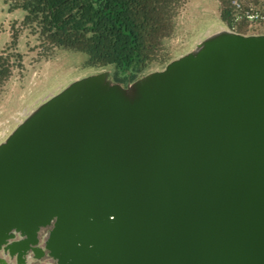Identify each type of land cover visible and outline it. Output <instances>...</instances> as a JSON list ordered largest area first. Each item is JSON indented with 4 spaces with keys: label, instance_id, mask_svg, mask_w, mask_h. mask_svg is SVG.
Instances as JSON below:
<instances>
[{
    "label": "water",
    "instance_id": "95a60500",
    "mask_svg": "<svg viewBox=\"0 0 264 264\" xmlns=\"http://www.w3.org/2000/svg\"><path fill=\"white\" fill-rule=\"evenodd\" d=\"M109 68L0 141V264H264V34L220 21L125 86Z\"/></svg>",
    "mask_w": 264,
    "mask_h": 264
},
{
    "label": "trees",
    "instance_id": "16d2710c",
    "mask_svg": "<svg viewBox=\"0 0 264 264\" xmlns=\"http://www.w3.org/2000/svg\"><path fill=\"white\" fill-rule=\"evenodd\" d=\"M218 0L220 21L248 35L245 11L264 13L263 0ZM189 0H14L11 10L26 15L20 30L39 42L43 57L55 50L83 53L85 68L112 67L111 79L127 85L172 58L165 46ZM19 30L13 29L11 44L0 54V91L13 71L22 67L17 52Z\"/></svg>",
    "mask_w": 264,
    "mask_h": 264
},
{
    "label": "rangeland",
    "instance_id": "374dc122",
    "mask_svg": "<svg viewBox=\"0 0 264 264\" xmlns=\"http://www.w3.org/2000/svg\"><path fill=\"white\" fill-rule=\"evenodd\" d=\"M13 1L0 0V54L10 46L12 31L16 28L20 33L17 52L22 55V67L13 71L0 91V141L15 128L23 112L48 92L96 71L85 68L87 56L83 53L55 50L50 58L43 57L44 51L37 39L29 31L20 30L26 13L11 10ZM259 14L264 17V13ZM219 23L218 0H189L178 19L174 36L165 41L169 54L175 57L184 53L196 37ZM246 24L248 34H264V19L246 21Z\"/></svg>",
    "mask_w": 264,
    "mask_h": 264
},
{
    "label": "built area",
    "instance_id": "2783aa9c",
    "mask_svg": "<svg viewBox=\"0 0 264 264\" xmlns=\"http://www.w3.org/2000/svg\"><path fill=\"white\" fill-rule=\"evenodd\" d=\"M233 5L237 8L240 9V3L237 0H232ZM245 19L248 22H255L259 19H264V17L259 16L258 14H255L253 12L250 11H245L244 14L238 18L239 19ZM45 231H41L40 232V238H41V242H42V237L44 235ZM31 264H55V262H53L50 258H48V260H42V261H34Z\"/></svg>",
    "mask_w": 264,
    "mask_h": 264
},
{
    "label": "flooded vegetation",
    "instance_id": "af4514ba",
    "mask_svg": "<svg viewBox=\"0 0 264 264\" xmlns=\"http://www.w3.org/2000/svg\"><path fill=\"white\" fill-rule=\"evenodd\" d=\"M19 238L17 237V240H18ZM41 240V238H40V234H39V241ZM0 256H2V254L0 253ZM35 259V255L32 253V252H30L26 257H25V260H26V262H27V264H31L32 262H34V261H36V260H34ZM7 260H9V258H7ZM42 260H48V257L47 256H45V257H43V259ZM41 260V261H42ZM12 262H13V264H16V257H14L13 259H12Z\"/></svg>",
    "mask_w": 264,
    "mask_h": 264
}]
</instances>
